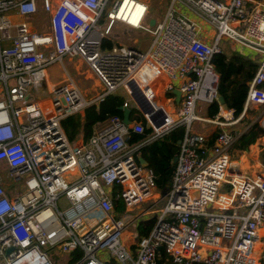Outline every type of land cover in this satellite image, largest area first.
<instances>
[{"label": "built area", "instance_id": "1", "mask_svg": "<svg viewBox=\"0 0 264 264\" xmlns=\"http://www.w3.org/2000/svg\"><path fill=\"white\" fill-rule=\"evenodd\" d=\"M178 2L216 29L211 40L178 13ZM110 3L0 0V161L23 189L7 188L0 171V264H61V254L71 264H166L161 250L172 264H264L256 245L264 227V172L241 176L232 163L231 150L250 125L230 128L241 117L220 102L213 62L226 42L258 56L245 108H260L254 122L264 128V2L173 0L154 26L146 2ZM40 10L49 15L46 32L29 19ZM118 23L147 32L151 42L116 45ZM66 58L83 61L100 91L85 94L70 75L50 85L48 68ZM109 95L123 96V106L137 109L146 123L110 115L87 142L71 141L62 121ZM214 102L218 114L198 113ZM197 122L221 128L213 144ZM180 127L171 184L157 195L156 176L138 156ZM148 128L129 142L132 131ZM227 185L223 205L218 200ZM141 222L152 224L147 234H140Z\"/></svg>", "mask_w": 264, "mask_h": 264}, {"label": "trees", "instance_id": "2", "mask_svg": "<svg viewBox=\"0 0 264 264\" xmlns=\"http://www.w3.org/2000/svg\"><path fill=\"white\" fill-rule=\"evenodd\" d=\"M106 46L112 47L110 39L105 42ZM215 69L219 74V94L224 96L226 104L234 110V115L239 117L243 114L247 98L249 81L254 77L260 62L243 56L238 51L232 49L227 43L222 53L216 54L213 58ZM125 99L121 95H109L98 105H93L85 109L83 114L70 115L62 121V126L71 141H75L80 134H83L84 141L87 142L92 136L97 123L104 121L110 115H119L123 117V106ZM220 111L218 102L209 105L207 110L208 116H215ZM130 120L143 121L146 123L144 116L135 108L131 109ZM151 129H146L144 134L131 132L129 142L133 143L142 139ZM183 127L176 128L163 138L158 139L145 147L141 151V156L148 162V169L156 176V185L160 191L169 187L172 181L175 163L174 158L179 152V141L184 136ZM217 133L210 137V145L213 144ZM264 136V128L259 122H252L250 127L241 135L236 148L241 152L248 149L252 144ZM119 210L121 209L118 208ZM152 224H139L141 235L147 234ZM161 262L172 264L167 258L164 250L160 251Z\"/></svg>", "mask_w": 264, "mask_h": 264}, {"label": "rangeland", "instance_id": "3", "mask_svg": "<svg viewBox=\"0 0 264 264\" xmlns=\"http://www.w3.org/2000/svg\"><path fill=\"white\" fill-rule=\"evenodd\" d=\"M147 3L146 0H141ZM115 0H111L110 7L113 5ZM173 0H150V11L152 10V14L160 17L161 13H164L169 6L172 4ZM180 5V2L177 3ZM41 11L30 18L31 23L33 26L38 28V31L40 32H46L48 31L49 24L47 23L48 17L46 15L41 16ZM149 18H153L151 13H149ZM148 18V19H149ZM211 30L213 34L216 33V29L211 26ZM113 41L116 45H122V44H129L128 42L134 43L135 40H137V44H135L137 47L142 48L149 45L151 42V37L149 34L145 31L135 30L133 28L128 27L127 25L123 23H118V25L114 28L113 35H112ZM119 39V40H118ZM70 75L80 86V88L83 90L85 94H94L97 91H100V86L97 81V79L91 74L88 66L81 60L74 58L69 59L66 58L63 62V64H55L54 66H51L48 68V83L50 85L59 84L65 81V78ZM256 106H250L249 107V117H247L246 121H252L256 120L260 113V108L257 109ZM171 112V111H169ZM200 115H203L205 113V110L203 112H198ZM227 115V114H226ZM240 150L234 146V148L231 151L232 159L238 158V155L240 154ZM4 183H10L9 187H17L20 189L21 192H23V189L20 188L22 185V182H15L13 179H7L5 174H3ZM12 187V188H13ZM11 189V188H10ZM155 192L159 194H162V191L159 189H155ZM164 202L162 201L161 205H163ZM146 207L145 203L140 204V207L134 210V213H136L138 210L143 209ZM211 209H213L211 207ZM262 256L264 257V253H262ZM57 260L61 264H71L72 262H67L66 260L69 259V256L67 254H61L56 256Z\"/></svg>", "mask_w": 264, "mask_h": 264}, {"label": "crops", "instance_id": "4", "mask_svg": "<svg viewBox=\"0 0 264 264\" xmlns=\"http://www.w3.org/2000/svg\"><path fill=\"white\" fill-rule=\"evenodd\" d=\"M146 1H147L148 4H150L149 3L150 0H146ZM252 1L253 2H255V1L256 2H264V0H252ZM149 7H150V5H149ZM40 11H41V13H40L41 16L42 15H46L48 17L47 23L49 24V15L47 13H45L44 11H42V10H40ZM166 11L164 13H161L160 17H157V16L153 15L152 14L153 13L152 10L150 11V13L153 16V18H155L156 21H157L158 19L162 18L165 15ZM38 13L30 16L29 19L32 18L33 16L37 15ZM178 13L179 14L187 15L191 19L195 20L197 22V24L200 26V28L202 30V34H203L202 36L205 39H207L209 41V40H211L213 38V35L214 34L211 33L212 32L211 26L208 25L205 22V20L201 16H199L195 11H193L191 8L180 4V5H178ZM15 18L17 20L19 19V17H17V16ZM35 28H37V27H35ZM48 28H49V26H48ZM136 41L137 40H135L134 42H136ZM132 42H128V43L129 44L130 43L133 44ZM227 43L230 44V42H226L225 45ZM231 47H232V49L238 51L243 56H246V57H249V58H252V59H257L259 61V58H258L257 55L253 58V57H250L249 56V54H248L249 51H247V50L244 51V49H242L240 47L238 48V47H235V46H232V45H231ZM175 97H176L177 103H180V101L178 102V98L179 97H178L177 93H175ZM158 100H160L161 102L169 103V100L167 98L165 99L163 97H160ZM252 106H255L256 107V105H252ZM257 109H259V107ZM207 110H208V108L205 110V113L203 114V116L204 117L211 118V116H208L207 115ZM249 110H250L249 108H247V109L244 108L243 114L241 116H239V117H241L240 121L238 123H236L235 125H230V128H233V129L245 128L248 124L251 125V123L254 122V120H252V121H246L247 120V117H249V112H248ZM81 114H83V113H81ZM227 115H229V114H227ZM100 124H101L100 122L97 123L95 127L97 128ZM195 129L198 132H202V133L206 134L209 137V139H210V137L213 134H215V133L218 134V132H219V130L221 128L220 127H216V125L213 124V123H211V122H204L202 124L199 123V122H197V123H195ZM74 142L76 144H81L82 142H84V136H83V134H80L78 136V138ZM235 155H238V158H234V159L231 158V160H232L233 165H235V166L238 167V171H239V174L241 176H254L255 174L263 173L264 172V136L260 137L256 141V143L252 144L245 151L241 152L240 154H235ZM231 157H232V154H231ZM8 170H9V166L7 165V163L5 161H0V171H1V174H2V183L7 188L10 189L13 186L12 187H9L10 183L5 184L4 183V179H3V174H5V176H6L7 179H11L10 177H8ZM228 189H229V186L227 185L226 188L220 193V197L223 196L225 198H228L227 197V194H226L228 192L227 191ZM156 194L158 195V193H156ZM218 201H220V200H218ZM227 202H229V201H227ZM146 206H147V204H146ZM256 245H257V247L259 249L260 255H262V253H264V227H262L260 229V238L257 241Z\"/></svg>", "mask_w": 264, "mask_h": 264}, {"label": "water", "instance_id": "5", "mask_svg": "<svg viewBox=\"0 0 264 264\" xmlns=\"http://www.w3.org/2000/svg\"><path fill=\"white\" fill-rule=\"evenodd\" d=\"M155 23H156V19H155V18H151V20H150V25H151V26H154ZM176 93H177V95H178V97H179V98H178V102H179L180 99H181V94H180V92H179L178 90L176 91ZM219 100H220V102H221L222 104H225V103H226V100H225L224 96H222V95H220ZM143 106H144V110H145V111H149L150 109H152V107H151V105L149 104V102H147L145 99H144V101H143ZM120 109L123 111V119H124V122L127 123V124H130V123H131V120H130L131 109L128 108V107H124V106H121ZM160 113L164 114L162 110H160ZM157 125H159V124L157 123ZM180 143H181V140L179 141V144H180ZM138 159H139L140 163L144 164L145 166L148 165V162H147V161H146L141 155L138 156ZM176 161H177V156L174 158L173 162L176 163ZM167 191H168V187L165 188V189L162 191V195H165V194L167 193ZM152 220H153V218L150 219L149 221H152ZM158 249L161 250L162 247H159ZM7 251H8V252L13 251V247L8 248Z\"/></svg>", "mask_w": 264, "mask_h": 264}, {"label": "bare ground", "instance_id": "6", "mask_svg": "<svg viewBox=\"0 0 264 264\" xmlns=\"http://www.w3.org/2000/svg\"><path fill=\"white\" fill-rule=\"evenodd\" d=\"M143 10V8L141 7V6H139V7H137V13L139 14V13H141V11ZM137 13H135L136 15H137ZM223 113L224 114H229L228 112H226L225 110L223 111ZM219 202L221 203V204H223V205H225V203L228 201V198H225V197H223V196H221L220 198H219Z\"/></svg>", "mask_w": 264, "mask_h": 264}]
</instances>
